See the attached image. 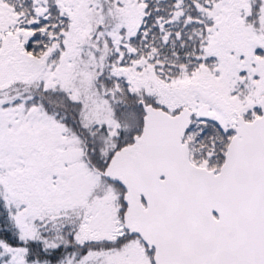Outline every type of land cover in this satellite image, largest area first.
Instances as JSON below:
<instances>
[{
  "label": "snow or ice",
  "instance_id": "1",
  "mask_svg": "<svg viewBox=\"0 0 264 264\" xmlns=\"http://www.w3.org/2000/svg\"><path fill=\"white\" fill-rule=\"evenodd\" d=\"M0 264H264V0H0Z\"/></svg>",
  "mask_w": 264,
  "mask_h": 264
}]
</instances>
